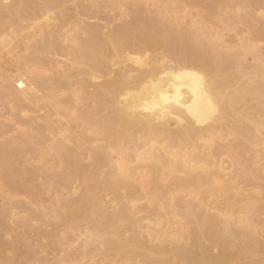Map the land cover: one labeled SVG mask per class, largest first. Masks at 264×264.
Listing matches in <instances>:
<instances>
[{
    "label": "bare ground",
    "instance_id": "1",
    "mask_svg": "<svg viewBox=\"0 0 264 264\" xmlns=\"http://www.w3.org/2000/svg\"><path fill=\"white\" fill-rule=\"evenodd\" d=\"M36 1L37 2H34V0H32V1L31 0H0V17L1 18H5V17L7 18V19L6 18L5 19L10 24L8 29H9L11 35L15 34L14 36H16V33L18 36L20 35V34H18V33H20V31H22L18 27V25L20 26V24H21L20 22H24V24H25V22L33 21L34 22L33 26L37 28L36 33H39L38 34L39 38L37 39V41L34 43H27V46H26V44L24 45V46H26V47H24L25 52H26V54H28L26 57H24V59H25V62H31V63H29L30 66H33V65L36 66L35 64H39V66L42 65L41 63H43V61H44L43 57H46V56H44L46 53L50 54L53 51V49H55V47H56V49L61 48V47H59V45L57 43L54 42V44H53V42H52L53 38L55 39L54 33H56V29L54 30L51 28V30H50V27H49L50 25L48 26V24L46 25L45 23H47V22L49 23L50 21H53L49 18V13L53 12L57 6H58L57 8L59 9V6H60L59 4L63 2V5H64L67 0L66 1L65 0H36ZM68 1H70V0H68ZM71 1H73V0H71ZM84 1H82V4ZM86 1H87V3H89V6L86 2H85L86 5L84 4V5L80 6L81 1L80 2L77 1V2H79L78 3L79 5L76 4L77 2H75V4L73 3L74 6L77 5L75 7V14H77V16L80 14L82 17H84L88 13V11L91 12L93 10H97L100 7L99 6L100 3H97V0H92V1L86 0ZM103 1L104 2L106 1V2L104 3ZM103 1H101V3L103 2V4L101 5V7L103 6V8H100V9H102L103 12L105 10L104 5H106V9H108L114 3L113 2L111 4L110 0H103ZM123 1H124V3L122 2V6H124L126 8V11H127L128 15L130 16V17L128 16V18H131L130 21L128 19L127 23L122 24V22H120L121 23L120 25H118V26L115 25L114 27L110 28L111 24H113V23H111L110 25L105 27V28H107V30H108V28H109V30L111 29L110 31H107L109 33L106 32V34H105L106 30L104 31V33H102L101 30H103L105 23H106V25L108 24L107 22H104V24H103V22L100 21V19H98L99 22H102L101 25L100 24H90V23H87V25H84V24H86L84 22V20H83V22L79 21V23H78V20L82 19V17L79 16V18L81 17V19L73 20V21H75L74 22L75 25L78 23V25H77L78 27H76L74 25L73 26L75 27V29L79 28L78 32L81 33L80 34V33L76 32V34L78 33V35L80 34L79 37L82 36L84 38H78L75 36V38L72 37L73 42H72V38H71V42H69L68 40L66 41V42H69L73 45L75 44L74 46H72L73 51H71V52L69 51L70 57H71V62H69L68 64L69 65L71 64V69L69 66L68 67L70 69L69 71H71V72H69V73H71V76H70V74L67 75V76H70V77H68V79L71 78L70 80H72V79H76L78 77H81L82 80L80 81L79 79H77V81L78 80L80 81L81 88H85V90L87 91L85 93L87 94L89 92L88 87L91 86V83L89 80H92V78L97 79L98 75L101 76L100 78H102V76L103 77L105 76V78H103L105 80V82H103L104 80L101 81V82H103L102 84L104 86L100 85L101 90H100V88H98V89L101 92L103 89H104L103 90L104 92L105 91L107 92L108 98L106 99V101L95 100V97H96V99H98V97L100 96V95L97 96V94H99V93H98V90H96V86H95V92L97 91L96 92L97 94L94 92V90H93L94 88H93L92 89L93 90L92 96H94L93 98L95 100L93 107L96 110L94 108L90 109V107L89 108L87 107L88 108L87 109L86 107H84V108H86L85 109L86 114L89 113L90 111L92 112L93 109H94V112L90 113L91 115L92 114L95 115L97 113L96 115L98 116L99 114L102 113L101 119H100V116L98 117V119H97V117L95 118L96 115L95 116L92 115L93 116V119H92V116L89 117L90 114H87L86 115L87 118H86L85 116L82 115L83 113L81 114V117L82 118L85 117L86 119H89V118L92 119L89 122L88 120L83 118L84 121H86L88 124H90L89 128L92 125H93V127L96 125H99V126H96L95 128H93L94 129L93 131H95V129L97 131V129L102 128L104 133L101 131L102 129H100V131L98 130L99 132H101L99 134H101V135L103 134L102 138L100 137V139H103V137L106 138L107 144L106 143L105 144L106 145L110 144L108 147L109 148L111 147L113 151L116 150L117 153L119 154L118 155L115 153L116 155H118V157L115 160L116 161L115 164L112 162L114 164L112 166H117V168H115V170L119 171L118 173L120 176H118V177H120V179L119 178L115 179V177L117 175L114 176V173H113V175H112V173L111 174L108 173L107 176L105 177V182H100L101 185H97L95 187L88 186L89 184H87V182L91 178L94 177L92 179L93 181L90 180L92 183H94V181H96V180H94L96 176L94 175L93 172H94V170H96L95 167H97V165H98L97 162H96L97 165L95 164L94 169L91 171L89 170L90 172H87V170L85 171V169L81 168L86 172V174H83V173H85L84 171H82V173L81 172L79 173L80 170L77 169L79 175H81L80 177H82V179L80 178L82 181L78 178L79 176L77 177V175H76V180L80 181L81 184H83V185L86 184V186L91 187V188H86L85 186L82 187L83 185L81 186V184L79 186L80 182L75 183L76 181L73 178V177H75L74 176L75 173L73 174V176L69 175V178H70V180H69V178L65 175L67 173L62 172V176L64 174L68 178L67 179L68 182H67L66 177H65V181L68 184H71V183H72V185L76 184L77 189L79 187H82V188L78 189V190L82 189V191H78V190L76 191L77 194H78V192H80L79 195H77V194L71 195L72 194L71 190L74 188V185H73V187H72V185H69L72 189L70 188V191H68V195L71 193L69 195V197L73 196L72 200L74 198H76L75 196H77V198L74 199L76 202L74 204H70L72 202H69V200L67 199L68 200L67 203L64 204V201H66V200H63V204H62L63 208H61L62 210L58 209V210H61V212L57 210V212L60 213L58 217L62 218L63 220L62 219L61 220L63 222H65L64 221L65 216L70 214L68 212L69 209H70V211H72V210L75 211L73 209L74 207L71 209V207H72L71 205L78 206V207H76V209H78V210L84 209V211H81V210H80L81 212L79 211V213L83 212L82 213L83 218H84L83 214H84L85 210H87V212L93 211L92 213H94V210H95V214L97 213V215L100 213L102 216V219L100 220L101 222L98 221L100 223V225H97L98 223L95 224V225H97L96 228L98 226L99 227H98V230L97 229L94 230L96 232L91 233L92 237H90V238H93V239L89 238L90 239L89 243H91V240H94V243L98 242L97 244H99L98 246L100 248H106L107 250L109 248V250H110L112 247L113 251L115 250L114 252H116V254H115V256L113 255V257L107 255L108 251L102 252V253L106 252V255H105V253L102 255H104L107 262L109 260V262H108L109 264H114V263L116 264V262L119 263V261L124 262V264H125V262L127 264H129L127 261H129V260H130V262L133 261V260H131L132 257H135V258L138 257V259L141 260L140 261L141 264H264V244H263L264 241L260 242V240L256 236V234H259V233H255V232H257V231H255L254 226H253V225H256V224H253L255 222H253V221H252L253 223L250 222V220H252L253 216H256V217L258 216L259 218L261 217L260 219L262 220V216H264V207L261 205H263L264 203L263 204L261 203V205H259V202H257L256 200H254L252 198V200L250 199L251 200L250 203L248 201L247 202L248 204L247 205L245 204L246 205L245 207L242 206V208L237 209L238 213H239V210L241 209L240 214L237 215L236 211H234V213H229L233 207V206L230 207L232 205V201H234V198L236 199V197H235L236 193H233L234 195H231L232 192H230V191H232L234 189L229 184L231 181L229 182L227 177L222 175V174H224L223 172L225 170V168H223V170H222L223 164H221V162H220V165H218L219 162L216 163V161H218L219 159L218 160L216 159V161H214L215 155L217 158V154H218V157L220 155L225 154L226 159L227 158L228 159L225 160L223 163L224 164L227 163L229 165H232V167H237L234 165L237 164L239 166L241 164V166H239V167H241V168L243 167L245 169L244 170L242 168V170L245 172L244 175H246L248 173V171L249 172L251 171V168L249 169V167H251L250 165L255 162L254 157L260 161H262L261 159H263V157H264V129L263 130L261 129L263 127L262 124L264 121H262V124L259 123V120L261 121L259 116L264 113V74H263L264 70L261 68L262 71L261 70L260 71L263 72L261 74L259 73L260 71H258V73H259L258 74L257 71H255V70H253L255 72L251 73V70L253 67L251 68V70H250V67H249V69H247L245 67V64H246L245 59L247 58L248 54L249 53L250 54L256 53V50H255L256 48H254L255 43L254 44L252 43L253 45L252 44L249 45L251 42L248 44L247 43L245 44V42H248L249 39L244 38V40L242 39L244 42V43H242V44H244V47H242L243 49L240 46V47H238V51H237V52H239V51H242V52L236 53V51H235V53H231V54H228L229 53L228 52L227 53L228 55L225 56L224 52L222 53L218 47H217L218 49L217 48L216 49L220 50V51L214 50V47L218 46V45H213L214 44L213 42H215V44H216V42H218L216 40L214 41V38L216 37V39H217L218 35L215 36V34L211 31L213 36H214L213 37L210 34L211 32L209 33L208 30H205L206 29L205 27H203V28H205V29H203L201 26H198V25H200L199 24L200 22L198 20H196L195 18L194 19L199 23L196 25L195 28H193L194 24L191 23L193 26L191 25L189 27H192L193 29L191 28L192 30H189L188 28H185L184 26L181 25L180 19L175 18L176 17L175 16L176 14L174 15L175 9H174V12L171 11V14L173 12V16H175V17H172V21L170 20L171 22H173V24H172V23L168 22L169 20L166 17L170 13L171 9H169L168 14L166 12H163V13L167 14L165 16L166 17V19H165V17L162 16L159 13V11L157 12L156 9H155L156 11H154V9H152V11H151L150 10L151 7H150V9L149 8L147 9V7L145 9V8H143V6H140L138 4L140 7L143 8V10H142V8H140L137 5V2H136V4L135 3L132 4V3H129L128 0H127L128 2H125L126 0H123ZM179 1H181V0H179ZM232 1L237 3V4L234 3V6L233 7L231 6L232 7L231 9L232 10H235V9L238 10L239 9V11L237 12V10H235V11L229 10V12L227 11L228 13H225V15L226 14H228V15L225 16L224 14H222V17H224V16L227 17V20H229V22H227V20H226V22L231 23L232 25L234 24L233 26H235V24L237 26V23L239 25L241 22L248 23V24L250 23V25L248 26V27H250V30H249L251 32L250 35L254 34V35H256V41L260 40L259 39L260 34H258L259 35L258 36L255 32L252 33L251 27L254 25V24L252 25V23L260 24V25H263V27H260L259 25H258V27L261 29L263 28L262 30L264 31V20L259 19L260 17H258V16H257L258 17V19H257V17H255V15H254V13L256 14L257 12H258L257 14H259V11L264 12V0H230L231 3H232ZM168 2H171V1H168ZM201 2H203V0ZM225 2H226V0H225ZM138 3H141V1H138ZM180 3L181 2H179V4ZM203 3H205V2H203ZM206 3H208V2H206ZM212 3H215V2L213 1ZM226 4H228V6L233 5V4H230L229 2H226ZM63 5L61 4L60 8ZM109 5H111V6H109ZM204 5L201 8H203ZM213 5H212L213 7H216V4H213ZM236 5H237V7H236ZM74 6H71V7L73 8ZM87 7H88V9H87ZM113 7L114 6H112V8ZM144 7H145V5H144ZM234 7H236V8L233 9ZM57 8H56V10H57ZM168 8H170V7H168ZM204 8H206V7H204ZM228 8H230V7H228ZM165 9L166 8H164V11H165ZM209 9H210V7H207V10H208L207 14L204 13V15L202 14L203 16L201 15V17H202L201 21H203V19L205 20V18H204V17H206L205 14L210 15ZM56 10H55V12L58 11V10L57 11ZM62 10H64V9H62ZM71 10H73V9H71ZM84 11H86V12L84 13ZM126 11H124V12H126ZM211 11L213 12L214 10H212V8H211ZM81 12H83L84 14L82 15ZM98 12H100V11H97V13ZM212 12H211L210 17L208 16L209 19H211V16L213 15ZM241 12H243L244 14L243 13L241 14ZM262 12H261V14H262ZM70 13H72V12H70ZM93 13H94V11L89 13L90 15L88 14L91 17V19L95 17L94 15L96 13L94 15H92ZM142 13H144L143 14L144 16L146 14V16L145 17L142 16L141 15ZM64 14H65V11H64ZM56 15L54 17L57 18L58 16H56ZM88 15H87V17H88L89 21H93L89 18ZM96 15H98V14H96ZM62 17H65V16L63 15ZM71 17H69V18H71ZM126 17H127V15H126ZM215 17H217V16H215ZM222 17L220 16V18H222ZM60 18H61V15H60ZM209 19H208V21H209ZM218 19H219V17H218ZM193 20H191V21H193ZM206 20H207V17H206ZM212 20H214V19L212 18ZM221 20L222 19H220V21L218 20L219 24L223 23L226 27H227V25L228 26L230 25V27H232L231 24H227V23L225 24L224 22H221ZM230 20L232 22H230ZM54 21H56V20H54ZM58 21H59V19L57 20V22ZM177 22H178V24H180L179 26H176L177 24L175 25V23H177ZM204 22L206 23V21H204ZM233 22H235V23H233ZM244 23H241V24L244 25ZM171 24L175 25V26H171ZM89 25H92V26H89ZM98 25L102 29H100L98 27ZM220 25H222V24H220ZM224 25L221 27H225ZM1 26H3V24L2 25L0 24V29H1ZM180 26H182L184 28L182 29V27H180ZM205 26H206V24H205ZM213 26H215V25H213ZM172 27H175V28H172ZM26 28H28V26H26ZM217 28H216V30L214 29L216 34H217V30L220 28V26L218 29ZM21 29H22V27H21ZM184 29H186V30H184ZM211 29H213L212 26H211ZM4 30L6 31V28ZM52 30L55 31L53 33V38L51 36ZM34 31H35V29L33 30V32ZM71 31H73V30H71ZM74 31H76V30H74ZM22 32H24V29ZM259 33H261V32H259ZM7 34H8V32H7ZM4 35H6V34H4ZM38 35H35V36H38ZM210 35L213 37L212 40L210 41V42L213 41L212 42L213 44L208 42ZM262 35L263 34H261V36ZM31 36H32V34L30 35V37ZM65 36H69V35L65 34ZM251 36H253V35H251ZM10 37L11 36H9V34H8V36H6L7 39ZM12 38H14V37L12 36ZM23 38L24 37H22V39ZM28 38H29V36H28ZM64 38H67V37H64ZM76 38H78V40H75ZM254 38H255V36H254ZM79 39H81V40H79ZM3 40H4V38H3ZM30 40H31V38H30ZM205 40H208L207 43H208L209 48L212 47V45H213V47L211 48V49H213V51L206 48L207 43L204 42ZM242 40H240V42H242ZM251 40L253 42L255 41V39L253 40V37H252V39L250 38V41ZM25 41L28 42L27 38H25ZM19 43H20V41H19ZM239 44H241V43H239ZM232 47H230V48L232 49ZM226 48H227V46H226ZM226 48H225L226 51L228 49L230 50V48H227V49ZM221 49H223V48H221ZM232 50H234V49H232ZM54 51L52 53H54ZM69 52H68V54H69ZM54 54H56V52ZM253 54L251 55L252 57L257 55V54H255L253 56ZM261 55L262 54H260V56ZM244 57H246V58L244 59ZM259 58H261V57H259ZM254 59H255V62H257L256 60H260V59H258V56L254 57ZM261 59H263V58H261ZM16 62H17V59H16ZM243 62H245V64ZM261 62H264V60ZM31 64H33V65H31ZM17 65H15V66H17ZM19 65H20V63H19ZM259 65H260V67L263 66L260 63H259ZM39 66L37 65V67H39ZM246 66H247V64H246ZM114 67L118 69L115 71V72H117V74L116 75L113 74L115 76L111 75V77L112 76L113 77L108 78L110 76L109 74L111 72H113L112 68H114ZM245 68H246V72L248 71L249 75H251L250 79H248V75H247L248 73L245 74V75H247V76H245L247 79H243L244 77H242V78L240 77L241 76L240 73H242V71H244L242 73L244 76ZM263 68H264V66H263ZM254 69H256V67ZM256 70H258V69H256ZM87 77H90V78L87 79ZM38 78L39 77H37L35 79H38ZM241 79H243V80L241 81ZM86 80L90 83V86H87L89 83ZM79 81H78V83H79ZM99 81H100V79H99ZM60 82H58V83L60 84ZM35 83H37V81H35ZM53 83H54V81H53ZM64 83H68V82H64ZM99 84H98V86H99ZM55 85H57V84H55ZM56 87H60V85H58ZM65 87L67 88V86H65ZM91 87H94V85H92ZM4 89H6V88H4ZM1 91H3L1 93V95H4L3 93L6 92V91L0 89V92ZM13 91H15V90H13ZM92 92H90V94ZM94 93L96 95H94ZM8 94H9V92H8ZM86 94H85V96H87ZM79 95H80V93H79ZM79 95H78V97H80ZM88 97H84V95L82 94V96L78 99V101L80 100V102H82V101L85 102V101H87L86 99H88ZM91 98L89 97V100ZM66 100L68 101V99H66ZM70 101L72 102V100H70ZM95 104H97V105L94 106ZM82 110H84V109H82ZM80 113L81 112L79 111V114ZM16 116H17V114H16ZM78 116L80 117V115H78ZM94 118H95V120H94ZM257 118H259V119L257 120ZM99 119L102 120L101 126L99 124L100 122L98 123ZM259 124H261V127ZM171 125L174 126L173 127L174 129L173 128L171 129ZM104 130L105 131L107 130L108 133L114 132L113 133L114 139L111 143H109L110 141H107V140H110V138L112 139V137L111 136L107 137V134H105ZM253 131L254 132L256 131L257 133L263 132L262 133L263 137H261V134L260 135H258V134L254 135L256 132L254 133ZM134 133L138 136L137 138H138V144L139 145H137L138 147L135 145H132V147L133 146H135V148L137 147L136 151L138 153H137L136 157H134L135 158L134 161L136 164H135V166L134 165L133 166L136 168H134V167L130 168L129 167L130 165L128 163V159L130 158L129 160L131 161L133 155H132V157H130V156H128L129 154L126 155L125 153H122V152L125 150V148L123 150V147H125L128 143L131 142L132 137L134 138V136H131ZM223 134H226L228 136L234 135V139L236 140L238 138L237 140H239L238 141L239 143H237V144H233L231 142L228 143L227 140H229V139H227L226 140L227 144H225L226 142H223V140L225 141V139L221 138L223 136ZM110 135H112V134H110ZM114 135H116V136L114 137ZM70 137L71 138H69V139H71L73 142L74 139H72V138H75V137L74 136H70ZM79 138H80V136H78V138H76L77 144H78V142L82 141V139H79ZM93 141L95 142V140H93ZM198 141H200V144H197ZM101 142H102V140H101ZM76 143H75V145H76L75 147L77 148L78 146ZM95 143H97V141ZM95 143H93V144H95ZM80 144H81V142H80ZM131 144H137V143H131ZM248 144H250V145L246 147V145H248ZM252 145H254L255 148H257V147L261 148V150H259V152H260V156H263L262 158L258 159V157L256 156L258 154H256V151ZM54 146H55V144H54ZM92 146H95V145H92ZM129 146H126V147H129ZM213 146L216 147L217 149H215ZM251 146H252V148H251ZM57 147H56V152H55L56 156L58 158L60 157L59 162L61 163V161H62L64 164V159L66 157L63 159V158H61L62 156H59L61 153H64V152L58 153L59 150L64 149V146H59L60 149H58ZM82 147L83 146L81 145V147L79 146L78 148H82ZM174 147H176L175 148L176 150L173 149ZM248 147L251 148L252 150L253 149L254 150L252 151L250 149V151H251L250 152ZM72 148H74V147H72ZM76 148H74V149L76 150ZM78 148H77V150H79ZM214 149H215V151H214ZM220 149H223L222 150L223 152L220 151ZM245 149H246V152H243ZM9 150H7V148H5V150L2 149V151L5 152L6 154ZM109 150H111V149H109ZM13 151H14V149H13ZM127 151H129V150L127 149ZM226 151H228L227 152L228 156H226V153H224ZM240 151H241V153L243 152L245 154H240L239 153ZM247 151H249L250 153H248ZM9 152H11V150ZM129 152H127V153H129ZM216 152H217V154H216ZM252 152L254 154H252V156H251L250 154ZM57 153H58V155H57ZM247 153L249 154L250 157H253L256 154L253 157L254 162H252L251 164L249 161L250 160L253 161L252 158H250L248 156L247 159L248 160L250 159L249 161L244 159V158H246L244 155H246ZM12 154H15V152ZM70 155L72 156V154H70ZM242 155L244 158L242 157ZM105 156L108 157V155H105ZM103 157H102V159H103ZM114 157H116V156L114 155ZM69 158H70V156L69 157L67 156V159H69ZM74 158H75V156H74ZM60 159H63V160L60 161ZM107 159H109V158H107ZM223 159H224V157H223ZM70 160L74 161L75 159L70 158L69 160H67V162ZM112 160H114V159H112ZM76 161H74V162L76 163ZM108 161H110V159ZM67 162H65V164ZM98 162H99V160H98ZM132 163H134V162H131V165H132ZM215 163L218 166H220L221 168L217 167V165ZM78 164H76V166ZM210 164H214L216 167L214 168V165H210ZM160 165L162 166L161 168H164L167 173L164 172L165 171L164 169L161 170V168L158 167ZM248 165H249V167H248ZM255 165H254V167H256ZM65 166L62 165V168L63 167L65 168ZM109 166H110V169L113 168V167H111V165H109ZM207 166H209L208 167L209 169H207ZM225 166H227V165H225ZM78 167H80V166H78ZM260 167H261V165H260ZM263 167L259 168L260 170L258 168H257L258 170L257 169L256 170L257 171L262 170L261 172L263 173L264 172ZM210 168H212V169L210 170ZM140 170H141V172L144 171V172H142V173H144L143 175L140 172H138ZM160 170L163 173H165V175L167 177H165L164 174H163L164 176L162 177L161 176L162 172ZM257 171H256V173L258 174ZM110 172H113V171L110 170ZM159 172L161 173V175L159 174ZM90 173H93V175ZM138 173H140V175ZM250 173H248L246 176H247V178H249L248 177V175H249V176H251L250 178H252V179L249 178L250 179L249 180L246 178V180L244 179L245 182H249L252 180H253L252 183L255 182L254 180H256V182H258L257 180H259L261 175L260 174H259L260 176L257 175L254 172V170H253V173H255L254 176H253L252 171ZM39 175H40V173H39ZM137 175H139L140 177ZM151 175L153 176V178L155 177L154 181H153V179H151V177H152ZM174 175L175 176L178 175L176 177V179L174 178L175 177ZM244 175H243V177H244ZM62 176H60V177H62ZM70 176L72 177V180H71ZM133 176H134V178H133ZM156 176H158V178ZM159 176H160L161 180L159 179ZM180 176H182V177H180ZM183 176L186 179H184ZM235 176H237L236 177V179H237L238 175H234L233 177H235ZM240 176H239V179H240ZM255 176H257L256 178H258V179L253 178ZM262 176H263L262 182L259 181L260 187H259L258 183H257V185L260 188L259 189L260 192L264 193V174H262ZM51 177H52V175H51ZM57 177H58V175L56 176V178L54 177L55 182H58L57 180L60 181V178L57 179ZM89 177H90V179H89ZM121 177L125 178L128 181H129V178L130 179L132 178V180H130V183H131V181H133V179H134V181H136V180L138 181L137 178H140L138 184L143 188V189L140 188L141 190H145L144 188H146L145 191H147V189H149V188L151 190L155 189V187H156L155 184L161 186V184L164 183L163 182V180H164L166 182L163 185H166V183H167L168 188L170 190L169 189H168V191L165 189L162 190L163 189L162 188L163 185H162V187H161L162 189L159 191H163L164 192L163 194L165 195L166 199L170 200L167 202L165 201L167 203V209H168V207H169V209L174 207L173 209L176 212L179 210L178 206L180 204H181L180 206L183 205L181 207V209L184 211L182 212V210L180 209L179 213L176 212L177 215L175 217V221L176 222L178 221L177 223L173 222L171 220L170 216L172 214L170 213L171 215L169 216L170 211H168V213H165L168 215H165L162 213L163 218L166 216H167V218L169 217V221H167L168 219L164 220L165 218L164 219L162 218L164 220V222L165 221L167 223L170 222V224H172L171 222H173L174 225L172 224L173 226L171 229H170L171 225L169 226V224H167L169 226V228L167 229V227H168L167 225L161 224V226L163 225V229L165 226L167 229V230L165 229V231H163V230H161L162 227L160 229L159 228L160 226L158 227V224L157 225L155 224L156 228L158 227V229H160L162 231V232H159L160 235H158L155 232L156 231L155 228H154L155 231L153 228L150 229V230H153L152 233H155L157 235L156 236L154 234L156 237L154 235H151L152 233L150 230L147 229L145 231V233L146 232L148 233V231H150L151 234L149 233L148 236L147 235H145V236L148 237L150 240L153 239V241L156 242V245H154L153 244L154 242L152 241L153 245L152 246L150 245L151 247H149L146 244L149 241V239L146 237L144 238L143 236H140V234L137 235L136 233H135L136 236L132 233V235L134 237L132 236L130 239H129V237L131 235L128 236L127 239H120L119 238L121 235L119 236L120 233L118 234V227L123 226V228L122 227H121V229L119 228L120 230H123L124 228L126 229L128 227L127 225L131 226L134 223L137 224V222L139 221V220H137L136 222L134 221V223H133V220H136V217L134 219H133V217H131V211L133 214V209L132 210L130 209V206H128L129 203L127 201H124V204H123V200L126 198V196L133 194L132 193L133 187L132 188L127 187L128 184L126 185V181L125 182H124V180H123V182L120 181L122 179ZM22 178H24V177H22ZM165 178H167V179H165ZM177 178H179V179H177ZM180 178L181 179L183 178L182 182H180L181 181ZM54 179L52 178L51 180H54ZM85 179L87 180L86 183L84 182ZM157 179L159 180V183L162 181L161 184H159L158 181H156ZM229 179L232 180V178H229ZM236 179H233V183L238 180V179L237 180ZM241 179L243 180L242 176H241ZM173 180H174V182H173ZM176 180H180V181L178 182ZM65 181H62V182L60 181L58 183H61L62 186L65 185L67 187L68 184ZM70 181H71V183H70ZM137 181H136V183H137ZM51 182H53V181H51ZM51 182H49V183H51ZM18 183L20 184L21 182L19 181ZM96 183H97V181H96ZM96 183H94V184H96ZM124 183H125V185H124ZM168 183L171 184L172 187H174V186L179 187V185H180V187L186 186V188L185 187L180 188L182 191H180L178 194V195H181V194L186 195L188 193V195L184 196L185 198H188L189 196H190L189 198H191L192 195H193V197L195 195L196 200H198V197H204L201 199H205L206 191H207V194L209 193L210 196H212V198L206 195L205 201L206 200H209V201H207L206 204H203V203H205L203 201L201 205H198V202L195 201V199L193 197L192 198L194 200H192V198L191 199H189V198L184 199L187 201L190 200V202H184L183 198H181L182 199L181 200L180 197H183V196H179V197H177L178 199L176 198V200H175L174 195L169 192L172 190L169 187L170 185ZM202 183L205 185H202ZM241 183H243L242 185H243L244 189L247 186L250 187L248 183H246L247 186L245 185L244 182H241ZM19 184H17V181H16L17 187L14 184H11L10 186L14 185L15 188L18 189ZM98 184H99V182H98ZM177 184H179V185H177ZM198 184H200V185H198ZM239 184H237L238 187H239ZM261 184H262V186H261ZM47 185H48V183H47ZM47 185H46V187H47ZM120 185H121V189L119 188ZM122 185L125 186V188L127 189V192L131 191L130 193H128L129 195L126 194L127 192L126 193L124 192L126 190L124 188H122V187H124ZM151 185H153L154 188ZM167 185L165 186V188L167 187ZM20 186L21 185H19V187ZM65 186H63V188ZM69 186L67 188H69ZM193 186H194V188H193ZM195 186H197V187H195ZM42 187H43V185H42ZM190 187H192V188H190ZM204 187H205V189H204ZM236 187L237 186H235V192H236ZM38 188L40 189V190H38V192L43 191L40 187H38ZM157 188H158V186L156 187V190H153L154 193L158 192ZM241 188H242V186H241ZM17 189H16V191H17ZM45 189L47 190V188H45ZM45 189H44L43 193L46 191ZM117 189H120V191ZM130 189H132V190H130ZM177 189L179 190V188H177ZM177 189L175 188L174 191H177ZM183 189L184 190L186 189V192L185 191L183 192ZM195 189H196V191H195ZM201 189H203L205 191H203ZM67 190H66V193H67ZM95 190L100 191L101 194L100 193L99 194L101 196ZM104 190L105 191L109 190L110 194H112L114 192L112 195H113V197H115V199L111 196H108V197H111L115 203H116V201H118L121 204L120 205L118 202L116 203V204H118L117 209H116V207H114L116 210L114 208H112L109 211L108 208L104 207L102 205V202H100V200L101 201L103 200V196L105 194L109 193V192H105ZM111 190H112V193H111ZM115 190H117V191H115ZM134 190H135V192L137 191L136 189H134ZM151 190H148V191H151ZM197 190H199V191L201 190V191L197 192ZM21 191H22V189H21ZM145 191H144V193H145ZM148 191H147V193H148ZM155 191H157V192H155ZM174 191H172V193ZM95 192L97 193L96 195L100 196V198H101L100 200H99V198L97 199L98 196L95 198ZM102 192H105V194H103ZM118 192H119V194L121 192V194H120V196L122 195L121 197L126 195V196H124L125 198L122 199V202L120 199L121 197H118L119 194H118V196L116 195V193H118ZM201 192L202 193L205 192V193L202 194ZM161 193L162 192H160L159 195H157V196L155 195V196L158 197V196H160ZM166 193L168 194V196L171 194L169 196V199H168V196H166ZM184 193H186V194H184ZM110 194H108V195H110ZM163 194L161 197H159L161 200H162V197L165 198ZM189 194H192V195H189ZM134 195H136V194H133V196ZM171 196L173 197L174 200L172 198H170ZM175 196H176V194H175ZM216 196H218L219 198H220V196H222V197L225 196L224 198H222V197L220 198L222 201L225 200V198L227 197L226 200L228 201V203L225 204L226 206H228V204L230 205V202H231V205L228 206V209H227L228 212H227V210L226 211L222 210L223 209L222 207L219 209L217 208L219 211L217 209H215L216 208L215 207L214 209L217 211H215L213 209L214 213H216L214 215L210 214V211H213L212 207H211L210 211L209 210L207 211V207L209 208V206H212V204L214 206L215 200L219 199V198H216ZM116 197H118V199ZM106 198H107V196H106ZM106 198L104 200H106ZM129 198L131 199L132 197L129 196ZM140 199H141V197H140ZM201 199H199L200 203L202 201ZM220 199L218 201H220ZM125 200H127V199H125ZM155 200H157V199L155 198ZM129 201H131V200H129ZM152 201H154V199ZM158 201H160V200L158 199ZM210 201H212L213 203ZM227 201H224V202H227ZM262 201H264V199ZM114 202L112 203V205H114ZM125 203L127 205H125ZM150 203L151 202H149L148 204H150ZM235 203H236V201H235ZM156 204H158V205H156ZM156 204H155L156 206L161 205L159 202L157 203V201H156ZM152 205L153 204L151 203L150 206H152ZM164 205H165V203L163 202V208L166 207ZM233 205H234V203H233ZM60 206H61V204H60ZM79 206H81V208ZM114 206H116V205H114ZM82 207H83V209H82ZM111 207H113V206H111ZM131 207H132V205H131ZM225 207H224V209H225ZM154 208L152 210H150V212L153 210H156ZM156 208H158V207H156ZM159 208H160V206H159ZM25 209H27V208H25ZM113 209H114V211H112ZM161 209H162V207H161ZM173 209H172V211H174ZM134 211L136 212L135 209H134ZM158 211L156 213H158ZM161 211H163V210H161ZM147 212L150 213L149 211H147ZM165 212H167V211H165ZM208 212L210 215L208 214ZM67 213H69V214H67ZM143 213H141V214H143ZM160 213L161 212L158 213V216ZM174 213H173V219H174V215H175ZM95 214H92V215L94 216ZM231 214H232V216H233V214H236L238 216V217L237 216L235 217L236 218L235 221L233 220L234 216L232 217ZM78 215H79V217L81 216V214H78ZM143 215L145 218V214H143ZM154 215H156V214H154ZM249 215H250V217H249ZM4 216H5V213H4ZM28 216H29V214H28ZM88 216L86 217L87 220L83 219L82 217H80V218H82L81 220H83V221L85 220V221L89 222V219L91 217H89V219H88ZM146 216L148 217L150 215H146ZM158 216H156L157 217L156 219H158ZM58 217H57V219H58ZM160 217H162V216H160ZM34 218H35V216L33 217V219ZM37 218H39V217H37ZM76 218H78V216ZM144 218H142V219H144ZM176 218L177 219L179 218V220H176ZM0 219H1V216H0ZM27 219H28V217H27ZM121 219L124 221L126 220L127 222L121 221ZM138 219H141V217H138ZM254 219H255V217H254ZM260 219H258V222H257V218H256V222L258 225H259V223L263 224V222H261V221L259 222ZM58 220H60V219H58ZM158 220L160 221V219H158ZM163 220H162V222H163ZM231 220H233V222ZM3 221H4V217L2 219V222ZM24 221L26 222L27 220L25 219ZM37 221H39V220H37ZM37 221H35L36 224L38 223ZM90 221H91V219H90ZM79 222H80V219H79ZM92 222H93V217H92ZM129 222H131V224H129ZM28 223L26 222V225ZM30 223H29V225H30ZM118 223H120V225ZM124 223H126V224L128 223V224L126 225ZM21 224L23 225L24 222H22ZM136 224L134 225V227L138 225V224L137 225ZM152 224L153 223H151L150 226H152ZM159 224H160V222H159ZM14 225H15V223H14ZM131 227H133V226H131ZM256 227H258V226H256ZM27 228H29V227H27ZM30 230H31V228H30ZM127 230H128V228H127ZM130 230H132V229H129V231ZM142 235H143V233H142ZM141 237H143L144 240L145 239L146 240L144 241ZM147 239H148V241H147ZM260 239H261V237H260ZM24 240H25V238H24ZM18 242H22L21 239H20V241H18V239H17V243ZM149 242H151V241H149ZM93 244H91V245L94 246ZM14 245H16V244H14ZM14 245H13L14 248H12V246H11L12 249L16 248ZM91 248H92L93 253H94V249H96L97 247H95V248L91 247ZM16 250H18V249H16ZM100 253H101V251H100ZM96 254H97V252H96ZM103 259L104 258H102V260ZM134 261H136V260H134ZM133 264H135V262H133Z\"/></svg>",
    "mask_w": 264,
    "mask_h": 264
},
{
    "label": "rangeland",
    "instance_id": "2",
    "mask_svg": "<svg viewBox=\"0 0 264 264\" xmlns=\"http://www.w3.org/2000/svg\"><path fill=\"white\" fill-rule=\"evenodd\" d=\"M32 1V0H31ZM66 1V0H65ZM64 1V2H65ZM71 1V0H70ZM66 1V3L63 5V2L62 3H60L59 5L61 6V4L63 5L61 8H60V6H59V9L57 8V10H56V8H55V10L57 11V12H55V10L53 11V12H50L49 13V18L51 19V20H53V21H50L49 19V23L47 22V23H45L46 25L48 24V26L50 27V30H51V28L52 29H56V33H54L55 31L54 30H52L51 31V36H52V38H53V33H54V36H55V39L53 38V44H54V42L55 43H57L58 45H59V47H61V48H58V49H56V47H55V49H53V51H54V53L56 52V54H54V53H52L51 51V53L50 54H48V53H46L44 56H46V57H43V59H44V61H43V63H41L42 65H40L39 66V64H35L36 66H34L33 64H31V65H33V66H30V64L29 63H31V62H25V59H24V57H26L28 54H26V52H25V48L24 47H26L27 46V43H34V42H36L37 41V39L39 38V33H36L37 31V28L36 27H34L33 26V21H31V22H25V24H24V22H20L21 24H20V26L18 25V27L20 28V30H22L23 31V29H24V32H22V31H20V33H18V34H20L19 36L17 35V33H16V36H14L15 34H10V31H9V26H10V24H9V22H7L6 21V19L5 18H1L0 17V24L2 25L3 24V26H1V29H0V89L1 90H4V91H6V92H4L3 94L4 95H1V93L3 92V91H1L0 92V216H1V219H0V264H109L108 262H109V260H108V262H107V260H106V258L104 257V255H102V254H104L105 253V255H106V252H107V255H109V256H112L113 257V255L115 256V254H116V252H114L113 251V249H112V247H111V249L109 250V248H108V250L106 249V248H100L98 245L99 244H97L96 242L94 243V240H91V243H89L90 242V239H93V238H90V237H92L91 236V233H94V232H96V231H94V230H98V227L96 228V226L97 225H100V223L99 222H101L100 220L102 219V216H101V214L99 213L98 215L100 216H98L97 215V213L95 214V210H94V213H92L93 211H89V212H87V210H85V212H84V214H83V216H84V218L82 217V213H79V211L81 210H78V209H76V207H78V206H76V205H71L72 207H71V209L73 208L75 211H70V209H69V213H67V214H69V215H66L65 216V218H64V221L65 222H63L62 220V218H60V217H58L59 216V212H57V210L58 209H61V208H63L62 207V204H63V200H66V201H64V204L65 203H67V201L69 200V202H72V203H70V204H74L76 201L74 200V199H76L77 198V196H75L76 198H74L73 200H72V198H73V196L71 197H69V195L71 194H69L68 195V191H70V186L69 185H72V183H71V181H70V183L71 184H68L67 182H68V178H69V175H71V176H73V174H74V176L75 177H73L74 179H75V183H77V182H80V181H77L76 180V175H77V177L80 179H82V177H80L81 175H79V173L81 172L82 173V171H84L83 169H85V171L87 170V172H90L91 170H93L94 169V166H95V164H96V162H97V167H95V169L96 170H94V175L96 176L95 177V179L94 180H96L97 181V183H96V181H94V183H96V184H94V183H92L91 181H93L92 179L94 178H91L90 179V177H89V179L91 180H89L88 178V180L90 181H88L87 182V184H89L88 186H93V187H95V186H97V185H101L100 184V182H105V177L107 176V174L109 173V174H111L112 173V175H113V173H114V176H116L115 177V179L117 178H119L120 179V177H118V176H120L119 175V171L117 170H115V168H117V166H112V165H114L115 163H116V159H117V157H118V153H117V151L116 150H112V148L110 147H108L109 145H106L107 143H106V138H104L103 137V139H100V137L102 138V135L101 134H99V133H101V132H99L100 131V129H102V128H100V129H97V131H96V129H95V131H93L94 129L93 128H95L96 126H99V125H96V126H94L93 127V125L89 128V125L90 124H88L86 121H84V119H86L87 117H86V115L87 114H90V113H92V112H94V107H93V104L95 103V100H101V101H106V99L108 98V95H107V92L105 91H103L102 90V92L100 91L101 90V86L100 85H103L102 83L103 82H105V80L103 79V78H105V76L103 77L102 76V78H100L101 76H97L98 78L97 79H93L92 78V80H89L90 81V83H91V86L92 85H94V87H91L90 86V83L87 85V86H90V87H88V93L86 94L85 92H87L86 90H85V88H81V86H80V81L82 80V78L81 77H78V78H76V79H72V80H70V79H68V77H70L71 76V73H69V72H71V71H69L70 69H71V64L69 65L68 63L69 62H71V57H70V52L71 51H73L72 50V46H74L73 44H71V43H69V42H71V38L73 37V38H75V36L76 37H78V38H84V37H79V35L81 34L80 32H78V29L79 28H76L75 29V27L74 26H76V27H78L77 25H78V23H79V21H81V22H83V20H84V22L86 23V24H84V25H87V23H90V24H102V22H103V24H104V22H107L108 24L106 25V23L104 24V27H103V30H101L102 31V33H104V31H105V34H106V32L107 31H110L109 30V28H108V30H107V28H105V27H107L108 25H110L111 23H113V24H111V27L110 28H112V27H114L115 25H120L121 23L120 22H122V24H124V23H127L128 22V19H129V21H130V19L131 18H128V13H127V11H126V8L124 7V6H122V2L124 3V1L122 0H110V2H111V4L113 3V5L112 6H114L113 8H112V6L111 5H109V6H111V7H109L108 9H106V5H104L105 7V10H104V12L102 11V9H100V8H103V6L101 7V5L103 4V0H97V3H100L99 4V8L97 9V10H93L94 11V13L92 14V15H94L95 13L96 14H98V15H94L95 17L94 18H92L91 19V17L89 16L90 14L89 13H91V12H93V11H91V12H89L88 11V13L86 14V16H84V17H82L80 14L77 16V14H75V7L77 6H74V4H75V2H77V1H81L80 3H81V5L80 6H82V5H86V3H87V1L85 0H73V1ZM82 1H84L83 2V4H82ZM92 1V0H91ZM99 1V2H98ZM101 1H103L102 3H101ZM129 1V3H132V4H136V2H137V5L139 4L140 6H143V8H145L146 9V7H147V9L149 8L150 9V7H151V11H152V9H154V11H156L157 10V12L159 11V13L162 15V16H166L168 13H169V9H171L170 10V13L166 16L167 18H168V22H170V23H172L173 24V22H171L172 21V17H175V18H177V19H180V21H181V25L182 26H184L185 28H188L189 30H192L193 28H195L196 27V25L199 23L200 25H198V26H201L202 28L203 27H205V28H203V29H205V30H208V32L210 33L211 31L215 34V36H217L218 35V38L216 39V37L214 38V41L216 40V41H218V42H216V44H215V42H210L211 40H212V38L214 37L213 36V34H212V32L210 33L211 35H210V38L208 39V40H205L204 42L205 43H207V41L209 42V43H211V44H213V45H218V46H216V47H214V50H217L218 48L221 50V52L223 53L224 52V55L226 56V55H228V54H231V53H235V51H236V53H239V52H242V51H239V52H237L238 51V47H240L241 46V48L242 47H244V44H242V43H244L243 42V40H244V38H248L249 39V41L248 42H245V44L247 43H250L249 45H251L252 43L254 44V48H256L255 50H256V53L255 54H257L256 56H254L255 54H253V53H249L248 54V56H247V58L246 57H244V59H245V62H246V64H247V66H246V64H245V62H243L244 64H245V67L247 68V69H249V67H250V70H251V68H252V70H251V73L252 72H255V71H257V73H258V71H262V69L264 70V68H263V66H264V62H261V61H263L264 60V31L261 29V28H259L258 27V25L260 26V27H263V25H260V24H256V23H252V25L254 26H252L251 27V31H252V33L253 32H255L257 35L258 34H260V37H259V39L260 40H257L256 41V35H254V34H251V35H253V36H251L250 35V27H248L249 25H250V23L248 24V23H244V22H241V23H244V25H242L240 22V24L238 25V23H237V26H236V24H235V26H233L231 23H227V22H229V20H227V17H225V16H227L228 14H226L225 15V13H228L229 12V10H231V11H235V10H237V9H235L236 7H237V5H236V7H234L233 9H235V10H232L231 8L234 6V3L235 2H233L232 1V3L230 2V0H226V2H229L230 4H233V5H230V6H228V4H226V2H225V0H203V2H205V3H203V2H201L202 0H181V1H179V0H128ZM127 0L125 1V2H128ZM138 1H141V3H138ZM168 1H171V2H168ZM215 2V3H212V2ZM34 2H37L36 0H34ZM79 2H77L76 4H78ZM86 2V3H85ZM106 2V1H105ZM104 2V3H105ZM179 2H181L180 4H179ZM206 2H208V3H206ZM74 3V4H73ZM96 3V4H97ZM88 4V6H89V3H87ZM205 4V5H204ZM213 4H216V7H213L214 5ZM235 4H237V3H235ZM79 5V4H78ZM138 5V6H139ZM144 5H145V7H144ZM168 5V6H167ZM204 5V7H206V8H201L202 6ZM208 5V6H207ZM212 7H211V6ZM228 7H230V8H228ZM71 6H74L73 8L71 7ZM116 6V7H115ZM122 6V7H121ZM139 6V7H140ZM232 6V7H231ZM86 7V6H85ZM124 7V8H123ZM168 7H170V8H168ZM172 7V8H171ZM174 7V8H173ZM207 7H210V9H209V11H210V15H211V8H212V10H214L213 12L215 13H213L212 12V16H211V19H209L208 18V16L210 17V15H206L207 14ZM73 9V10H71V9ZM111 8V9H110ZM140 8H142V7H140ZM143 8H142V10H143ZM164 8H166L165 9V11H164ZM201 8V9H200ZM61 9V10H60ZM62 9H64V10H62ZM66 9V10H65ZM87 9H88V7H87ZM100 9V10H99ZM144 9V10H145ZM156 9V10H155ZM173 9V10H172ZM174 9H175V12H174ZM69 10V11H68ZM201 10V11H200ZM248 10V9H247ZM60 11V12H59ZM64 11H65V14H64ZM97 11H100V12H98L97 13ZM124 11H126V12H124ZM171 11H173L174 12V15L175 16H173V12H172V14H171ZM177 11V12H176ZM228 11V12H227ZM230 11V12H231ZM239 11V9L237 10V12ZM246 11V10H245ZM63 12V13H62ZM70 12H72V13H70ZM86 11H84V13H85ZM163 12H166V13H163ZM203 12V13H202ZM244 12V11H243ZM243 12H241V14L243 13ZM262 12V11H261ZM261 12L259 11V14H255L254 13V15H255V17H260L259 19H262V20H264V16L261 14ZM70 13V14H69ZM79 13V12H78ZM83 12H81V14L83 15L84 14ZM204 13H206L205 14V16L207 17V20H206V17H204L205 18V20L203 19V21H201V15L203 14L204 15ZM262 13H264V12H262ZM57 14V15H56ZM61 15V18H60V15ZM72 14V15H71ZM89 14V15H88ZM144 13H142L141 15L142 16H144L143 15ZM165 14V15H164ZM200 14V15H199ZM222 14H224L225 16V18L224 17H222ZM244 14V13H243ZM51 15V16H50ZM58 16L57 18L56 17H54V16ZM65 16V17H62V16ZM69 15V16H68ZM87 15L89 16V18L91 19V20H93V21H89V19H88V17H87ZM126 15H127V17H126ZM172 15V16H171ZM199 15V16H198ZM202 15V16H203ZM262 15V16H261ZM72 16V17H71ZM76 16V17H75ZM79 16H81L82 17V19H81V17L79 18ZM121 16V17H120ZM145 16H146V14H145ZM144 16V17H145ZM179 16V17H178ZM215 16H217V17H215ZM220 16L222 17V18H220ZM4 17V16H3ZM53 17V18H52ZM69 17H71V18H69ZM98 17V18H97ZM130 17V16H129ZM166 17H165V19H166ZM218 17H219V19H218ZM258 17H257V19H258ZM262 17V18H261ZM77 18V19H76ZM195 18L196 20H198L199 22H197L195 19L193 20V19ZM198 18V19H197ZM212 18L214 19V20H212ZM225 20H224V19ZM3 19V20H2ZM59 19V21L57 22V20ZM62 19V20H61ZM71 19V20H70ZM78 19H81V20H78ZM98 19H100V21H102V22H99V20ZM182 19V20H181ZM208 19H209V21H208ZM220 19H222L221 20V22H224L225 24L227 23V24H231V26L232 27H230V25L228 26L227 25V27L223 24V23H220V24H222V25H220L218 22L220 21ZM5 20V21H4ZM54 20H56V21H54ZM73 20H78V23L75 25V21H73ZM88 20V21H87ZM171 20V21H170ZM191 20H193V21H191ZM219 20V21H218ZM226 20H227V22H226ZM72 21V22H71ZM97 21V22H96ZM112 21V22H111ZM167 21V20H166ZM179 21V20H178ZM191 21V22H190ZM204 21H206V23L204 22ZM70 22V23H69ZM94 22V23H93ZM184 22V23H183ZM196 22V23H195ZM230 22H232L231 20H230ZM62 23V24H61ZM74 23V24H73ZM180 23V22H179ZM194 24V26L192 25V24ZM233 23H235V22H233ZM171 24V26H175L176 24V26H179L180 24H178V22L177 23H175V25H172ZM202 24V25H201ZM205 24H206V26H205ZM247 24V25H246ZM23 25V26H22ZM52 25V26H51ZM74 25V26H73ZM106 25V26H105ZM169 25V24H168ZM193 26V28L192 27H189V26ZM204 25V26H203ZM213 25H215V26H213ZM225 26V27H221V26ZM257 25V26H256ZM26 26H28V28H26ZM63 26V27H62ZM89 26H92V25H89ZM182 26H180V27H182ZM211 26H212V28L213 29H211ZM219 26H220V28H219ZM21 27H22V29H21ZM54 27V28H53ZM98 27H99V25H98ZM184 27H182V29L184 28ZM219 29H218V28ZM248 27V28H247ZM6 28V31L8 32V34H9V36H11L10 38H6V36H8V34H7V32L4 30V29ZM59 28V29H58ZM100 29H102L101 27H99ZM172 28H175V27H172ZM192 28V29H191ZM216 28L218 29L217 30V34H216V32H215V30H216ZM225 28V29H224ZM26 29V30H25ZM35 29V33L33 32V30ZM215 29V30H214ZM31 32H30V31ZM71 30H73V31H71ZM74 30H76V31H74ZM81 30V29H80ZM184 30H186V29H184ZM210 30V31H209ZM214 30V31H213ZM2 31V32H1ZM5 31V32H4ZM263 31V32H262ZM4 32V33H3ZM67 32V33H66ZM69 32V33H68ZM76 32H78V33H80L79 35H78V33L76 34ZM82 32V31H81ZM220 32V33H219ZM259 32H261V33H259ZM32 34V36L30 37V35ZM64 33V34H63ZM76 35H75V34ZM107 33H109V32H107ZM219 33V34H218ZM4 34H6V35H4ZM34 34V35H33ZM65 34H68L69 36H65ZM83 34V33H82ZM261 34H263L262 36H261ZM4 35V36H3ZM35 35H38V36H35ZM12 36L14 37V38H12ZM28 36H29V38H28ZM35 36V37H34ZM254 36H255V38H254ZM259 36V35H258ZM22 37H24L23 39H22ZM64 37H67V38H64ZM69 37V38H68ZM252 37H253V40L255 39V41L253 42L252 40L250 41V38L252 39ZM3 38H4V40H3ZM6 38V39H5ZM20 38V39H19ZM25 38H27V40H28V42L27 41H25ZM30 38H31V40H30ZM73 38H72V42H73ZM78 38H76L75 40H78ZM10 39V40H9ZM34 39V40H33ZM243 39V40H242ZM258 39V38H257ZM33 40V41H32ZM62 42H61V41ZM69 41V42H66V41ZM79 40H81V39H79ZM227 40V41H226ZM240 40H242V42H240ZM19 41H20V43H19ZM246 41V40H245ZM230 42V43H229ZM22 43V44H21ZM239 43H241V44H239ZM26 44V46H24ZM222 44V45H221ZM225 44V45H224ZM252 44V45H253ZM56 45V44H55ZM57 45V46H58ZM213 45H212V47H213ZM71 46V47H70ZM206 46V45H205ZM207 46H208V43H207ZM206 46V48L207 49H210V50H212L213 51V49H211L212 47H210L209 48V46L207 47ZM211 46V45H210ZM222 46V47H221ZM226 46H227V48H230V47H232V49H234V50H232L231 48H230V50L228 49L227 51L225 50V48H226ZM218 47V48H217ZM225 47V48H224ZM74 48V47H73ZM217 48V49H216ZM221 48H223V49H221ZM226 48V49H227ZM60 49V50H59ZM236 49V50H235ZM243 49V48H242ZM261 49V50H260ZM220 50H217V51H220ZM223 50V51H222ZM226 52H225V51ZM232 50V51H231ZM70 51V52H69ZM260 51V52H259ZM68 52H69V54H68ZM229 52V53H228ZM228 53V54H227ZM262 54L261 56H260V54ZM72 54V53H71ZM253 54V56L254 57H257L258 56V59H260V60H256L257 62H255V59H254V57H252L251 55ZM259 54V55H258ZM250 55V56H249ZM21 57V58H20ZM70 57V58H69ZM259 57H261V58H263V59H261V58H259ZM16 59H17V62H16ZM24 59V60H23ZM257 59V58H256ZM27 61V60H26ZM244 61V60H243ZM42 62V61H41ZM19 63H20V65H19ZM28 63V64H27ZM33 63V62H32ZM259 63L260 64H262L263 66L262 67H260V65H259ZM19 66H18V65ZM15 65H17V66H15ZM37 65L39 66V67H37ZM249 65V66H248ZM70 67V69H69V67ZM256 67V69H258V70H256V69H254ZM246 68H245V73H244V76H243V72L244 71H242V73H240V77L242 78V77H244L243 79H247L245 76H247L248 75V79H250V76L251 75H249V73H248V71L246 72ZM262 68V69H261ZM115 69V70H114ZM112 70H113V72H111L107 77L108 78H112L113 76H115L116 74H117V72H115L116 70H118L117 68H112ZM111 70V71H112ZM253 70H255V71H253ZM259 72L260 74L261 73H263V72ZM250 72V71H249ZM248 73V74H247ZM258 73V74H259ZM70 74V76H67V75H69ZM113 74H115V75H113ZM245 74H247V75H245ZM264 74V73H263ZM111 75H113L112 77H111ZM37 77H39L38 79H35V78H37ZM106 77V78H107ZM90 77H87V79H89ZM41 79V80H40ZM53 79V80H52ZM58 79V80H57ZM66 79V80H65ZM77 79H79L78 81H79V83H78V81H77ZM99 79H100V81H99ZM243 79H241V81L243 80ZM57 80V81H56ZM74 80V81H73ZM104 80V81H103ZM35 81H37V83H35ZM53 81H54V83L55 84H57V85H55L54 83H53ZM61 81V82H60ZM70 81V82H69ZM74 83H73V82ZM101 81H103V82H101ZM57 82V83H56ZM58 82H60V84L58 83ZM64 82H68V83H64ZM86 82V83H87ZM93 82V83H92ZM101 82V83H100ZM245 82V81H244ZM62 83V84H61ZM73 83V84H72ZM97 83V84H96ZM100 83V84H99ZM21 84H23L24 86L23 87H21ZM39 84V85H38ZM66 84V85H65ZM98 84H99V86H98ZM3 85V86H2ZM55 85V86H54ZM58 85H60V87H56V86H58ZM69 85V86H68ZM82 85V84H81ZM65 86H67V88L65 87ZM95 86H96V90H98V93L99 94H97L96 92H95ZM104 86V85H103ZM56 87V88H55ZM83 87V86H82ZM4 88H6V89H4ZM58 88V89H57ZM80 88V89H79ZM94 88V89H93ZM98 88H100V90L98 89ZM55 89V90H54ZM94 90V92L97 94V96L98 95H100L99 97H98V99H96V97H95V100H94V96H92V94H93V90ZM13 90H15V91H13ZM80 91V92H79ZM8 92H9V94H8ZM90 92H92L91 94H90ZM13 93V94H12ZM79 93H80V95H79ZM94 93V95H96ZM6 94V95H5ZM82 94L84 95V97H92L90 100H89V97H88V99H86L87 101H82V102H80V100L78 101V99L82 96ZM85 94L87 95V96H85ZM78 95L80 96V97H78ZM78 97V98H77ZM66 99H68V101L66 100ZM93 99V100H92ZM70 100H72V102L70 101ZM82 100V99H81ZM70 101V102H69ZM69 102V103H68ZM87 102V103H86ZM55 103V104H54ZM97 103V102H96ZM54 104V105H53ZM97 104H95L94 106H96ZM22 109H20V108ZM84 107H90V109L91 108H94L93 109V111L91 112L90 110V112L89 113H87L86 114V111H85V109L86 108H84ZM51 108V109H50ZM87 108V109H88ZM19 109V110H18ZM82 109H84V110H82ZM96 110V109H95ZM79 111L81 112L80 114H79ZM85 111V112H84ZM18 112V113H17ZM20 113V114H19ZM83 113V114H82ZM85 113V114H84ZM16 114H17V116H16ZM81 114L83 115V116H85V117H81ZM97 114V113H96ZM95 114V115H96ZM19 115V116H18ZM78 115H80V117L78 116ZM92 115H94V114H92ZM91 114L89 115V117H91L92 116ZM94 115V116H95ZM101 115H102V113L101 114H99L98 116L96 115L95 116V118L97 117V119H98V117L100 116V119H101ZM264 113L263 114H261L260 116H259V118L261 119V121L259 120V123H261L262 124V121H264ZM95 118H94V120H95ZM259 118H257V120L259 119ZM92 119H93V116H92ZM92 119H86V120H88L89 122L92 120ZM96 119V120H97ZM99 119V121H98V123L100 124V126H101V121L102 120H100ZM97 122V121H96ZM95 122V123H96ZM30 123V124H29ZM88 125H87V124ZM94 123V122H93ZM97 123V124H98ZM92 124V123H91ZM261 124H259L260 125V127H261ZM263 124H264V122H263ZM262 124V126L264 127V125ZM173 125V124H172ZM171 125V129L174 127V126H172ZM87 127V128H86ZM261 128L262 130L264 129V128ZM252 128V127H251ZM92 129V130H91ZM174 129V128H173ZM92 132H91V131ZM99 130V131H98ZM102 132H103V129L101 130ZM105 131V130H104ZM115 131V130H114ZM89 132V133H88ZM100 135H98L97 133ZM112 132V131H111ZM116 132V131H115ZM254 132V131H253ZM256 132V131H255ZM254 132V133H255ZM96 133V134H95ZM104 133V132H103ZM113 133L114 132H112V133H108V131L106 130L105 131V134H107V137H109V136H111L112 137V139L110 138V140H107V141H110L109 143H111L112 141H113ZM117 133V132H116ZM115 133V134H116ZM263 133V132H262ZM262 133H255L254 135H256V134H258V135H260L261 134V137H263L262 135ZM110 134H112V135H110ZM135 134V133H134ZM132 134L131 136H134V138L132 137V139H131V142L130 143H128L126 146H129L131 143H137V144H131L129 147H123V150H124V148H125V150L122 152V153H125L126 155L127 154H129L128 156H130V157H132V155H133V157H132V159H131V161L128 159V163H129V167L131 168V167H134L135 166V158L134 157H136V155H137V145H139L138 144V136L135 134ZM117 135V134H116ZM116 135H114V137L116 136ZM70 136H74L75 138H72V139H74L73 140V142H72V140L71 139H69V138H71ZM78 136H80V138L79 139H82V141H80L81 142V144H80V142H78V144L76 143V138H78ZM224 136V137H223ZM223 136L221 137V138H223V139H225V141L223 140V142H226V140L227 139H229V140H227V142L229 143V142H231V143H233V144H237V143H239L238 141L239 140H235L234 139V135H232V136H228V135H226V134H223ZM229 137V138H228ZM260 137V136H259ZM85 138V139H84ZM137 138V139H136ZM109 139V138H108ZM90 140V141H89ZM93 140H95V142L97 141V143H95ZM101 140H102V142H101ZM133 140V141H132ZM136 140V141H135ZM233 140V141H232ZM61 141V142H60ZM236 141V142H235ZM99 142V143H98ZM227 142L225 143V144H227ZM75 143L77 144V146L79 147H81V145L83 146L82 148H78L79 150H77V148L75 147L76 145H75ZM93 143H95V144H93ZM106 143V144H105ZM197 143V142H196ZM195 143V144H196ZM230 143V144H231ZM54 144H55V146H54ZM62 144V145H61ZM85 144V145H84ZM197 144H200V141H198V143ZM222 144V143H221ZM92 145H95V146H92ZM132 145H135V146H137L136 148H135V146H133L132 147ZM250 144H248V145H246V147L247 146H249ZM58 146V147H57ZM59 146H64V149L62 150H59V152L58 153H60V152H64V153H61L59 156H62L61 158H65L64 159V164H63V162L61 161V160H63V159H60V161H61V163L59 162V158L56 156V147L58 148V149H60L59 148ZM66 146V147H65ZM224 146V145H223ZM253 146V148L255 149V151H256V154H258V155H256L257 157H258V159L259 158H262L263 156H260V152H259V150H261V148H259V147H257V148H255L254 147V145H252ZM252 146H251V148H252ZM72 147H74V148H76V150L74 149V148H72ZM109 149H111V150H109ZM132 147V148H131ZM214 147V146H213ZM5 148H7V150H11V152H7V154L5 153V152H3L2 151V149H4L5 150ZM66 148V149H65ZM68 148V149H67ZM91 148V149H90ZM176 147H174L173 149L174 150H176L175 149ZM215 149H217L216 147H214ZM251 148H249L248 147V149H249V151H250V149ZM13 149H14V151H13ZM82 149V150H81ZM127 149L130 151H127ZM215 149H214V151H215ZM253 149V150H254ZM258 149V150H257ZM68 150V151H67ZM135 150V151H134ZM213 150V149H212ZM223 149H220V151H222ZM252 150V149H251ZM252 150V151H253ZM108 151V152H107ZM111 151V152H110ZM116 151V152H115ZM126 151V152H125ZM213 151V152H214ZM219 151V152H220ZM225 151V150H224ZM249 151H247L248 153H250ZM15 152V154H12V153H14ZM79 152V153H78ZM127 152H129V153H127ZM223 152V151H222ZM228 151H226V152H224V153H226V156H228V153H227ZM243 152H246V149L243 151ZM241 153V151L239 152L240 154H245V153ZM258 152V153H257ZM5 153V154H4ZM58 153H57V155H58ZM67 153V154H66ZM106 153V154H105ZM118 154V155H116V154ZM215 153V152H214ZM221 153V152H220ZM246 154V155H244L246 158H244L243 157V155H242V157L245 159V160H248L247 159V157L249 156V154ZM70 154H72V156L70 155ZM131 154V155H130ZM213 154V153H212ZM211 154V155H212ZM216 154H217V152H216ZM222 154V153H221ZM252 154H254L253 152L250 154L251 156H252ZM105 155H108V157H106ZM114 155L116 156V157H114ZM215 155V154H214ZM220 155V154H219ZM254 155V156H255ZM67 156L69 157L70 156V158H73V159H75L74 161H76L77 159V161H76V163L73 161V160H70V161H68L67 162V160H69V159H67ZM74 156H75V158H74ZM104 156V157H103ZM221 156V157H220ZM219 157H218V154H217V158H216V155H215V160L214 161H216V159L218 160V161H216V163L217 162H219V164L218 165H220V162H221V164H223V166H222V170H223V168H225V170H224V174H222V175H224V176H226L227 177V179L229 180V184H230V186L231 187H233L234 189L232 190V191H230V192H232L231 193V195H234L233 193H236L235 194V197H236V199L234 198V201H232V205H231V202H230V205L228 204V206H230V207H232V209L230 210V212L229 213H234V211H236L235 213L238 215V214H240L241 213V209L239 210V213H238V210L237 209H239V208H242V206L243 207H245L248 203V201H249V203L251 202V200H252V198L254 199V200H256L257 202H259V205H261V203L263 204L264 203V201H262L263 199H264V193H261L260 192V185H259V181L260 182H262V174H264V172L262 173L261 171H257L259 168H262L263 166H264V157H263V159H261L262 161H260V160H257V158H255L254 156V160H255V162H254V160H253V157H250V158H252V160L253 161H251L250 159V164L252 163V162H254V163H252L250 166L251 167H249V165H248V167H249V169L251 168V171H252V173H253V170H254V172L256 173V171L258 172V174L257 175H261V179L259 178V180H257L258 182H256V180H254L255 182H253L252 183V181H249V182H245V180H246V178H247V174L248 173H250L249 171H248V173L246 174V175H244V171L242 170V168L241 167H239V166H241V164L238 166L237 164L236 165H234V166H237V167H232V165H229V164H227V163H223L225 160H227L226 159V157H225V154L224 155H220ZM102 157H103V159H102ZM106 157V158H105ZM213 157V156H212ZM223 157H224V159H223ZM105 158V159H104ZM107 158H109L110 159V161H108L109 159H107ZM112 159H114V160H112ZM214 159V158H213ZM223 161H222V160ZM98 160H99V162H98ZM101 160V161H100ZM103 160V161H102ZM133 160V161H132ZM105 161V162H104ZM107 161V162H106ZM130 161V162H129ZM257 161V162H256ZM65 162H67L66 164H65ZM70 162V163H69ZM79 164H78V163ZM114 164H113V163ZM131 162H134V163H132V165H131ZM227 162V161H226ZM69 163V164H68ZM109 163V164H108ZM112 163V164H111ZM215 163V164H216ZM257 163V164H256ZM76 164H78L77 166H76ZM256 164V165H255ZM62 165H66L65 166V168L63 167L62 168ZM109 165H111V167H113V168H111L110 169V166ZM134 165V166H133ZM162 165V164H161ZM158 166V167H162V166ZM209 165V164H208ZM210 165H214V164H210ZM217 165V164H216ZM217 165V167H220V166H218ZM225 165H227V166H225ZM229 165V166H228ZM254 165L256 166V167H254ZM260 165H261V167H260ZM263 165V166H262ZM78 166H80V167H78ZM209 166H207V169H209L208 168ZM216 166L214 165V168H215ZM227 167V168H226ZM81 168H83V169H81ZM134 168H136V167H134ZM159 168V169H160ZM205 168V167H204ZM221 168V167H220ZM258 168V169H257ZM264 168V167H263ZM80 170L79 171V173H78V170ZM113 169V170H112ZM162 169H164V168H161V170ZM206 169V170H207ZM212 168H210V170H211ZM235 169V170H234ZM244 169V168H243ZM257 169V170H256ZM65 170V171H64ZM90 170V171H89ZM110 170L111 171H113V172H110ZM160 170V171H161ZM165 170V169H164ZM209 170V171H210ZM245 170V169H244ZM256 170V171H255ZM260 170V169H259ZM84 171V172H85ZM243 171V172H242ZM263 171H264V169H263ZM61 172V173H60ZM62 172H66L67 174H63V176H62ZM96 172V173H95ZM138 172H140L142 175L144 174V173H142V172H144V171H142L141 172V170L140 171H138ZM162 172V171H161ZM165 173H167L166 172V170L164 171ZM221 172V173H222ZM226 172V173H225ZM230 172V173H229ZM247 172V171H246ZM39 173H40V175H39ZM93 173H90V174H92L93 175ZM118 173V174H117ZM137 173V172H136ZM140 173H138L139 175H140ZM156 173V172H155ZM165 173H163L162 172V175H161V173L159 172V174L163 177L164 175H165ZM243 173V174H242ZM255 173H253V176H254V174ZM83 174H86V172L85 173H83ZM82 174V175H83ZM89 174V175H90ZM153 174V173H152ZM158 174V173H157ZM158 174V175H159ZM164 174V175H163ZM242 174V175H241ZM251 174V173H250ZM51 175H52V177H51ZM58 175V177H57V179L58 178H60V181L62 182V181H65V177H66V183L68 184V186H69V188H67L65 185H63V186H65L64 188H63V186H62V184L61 183H58V182H60L59 180H57L58 182H55V179H54V177L56 178V176ZM139 175H137V176H139ZM176 175V174H175ZM174 175V176H175ZM229 175V176H228ZM234 175H238V180L236 179V177L237 176H235V177H233ZM242 176V178H243V180L241 179V176ZM243 175H244V177H243ZM252 175V174H251ZM259 175V176H260ZM60 176H62V177H60ZM70 176V177H71ZM111 176V175H110ZM113 176V177H114ZM152 176V175H151ZM155 176V175H154ZM178 176V175H177ZM177 176H175L174 178L176 179V177ZM239 176H240V179H239ZM258 176V177H259ZM22 177H24V178H22ZM140 177V176H139ZM157 178H158V176H156ZM165 177H167L166 175H165ZM180 177H182V176H180ZM184 177V176H183ZM248 177L250 178L251 176H249L248 175ZM257 176H255V177H253V178H256ZM20 178V179H19ZM49 178V179H48ZM53 178L54 180H51V179ZM122 178V177H121ZM133 178H134V176H133ZM229 178H232V180L231 179H229ZM249 178H247V179H249ZM73 179V180H74ZM80 179V180H81ZM138 179V181H137V183H136V181H134V179H133V181H131V183H130V180H132V178L130 179L129 178V181L128 180H126L125 178H122L120 181L121 182H123V180H124V182L126 181V185L128 184V186L127 187H130V188H132L133 187V190L132 189H130V190H132V193L133 194H136V195H134L133 196V194H131V195H129L128 193H130L131 191H128L127 192V189L125 188V183H124V185H122V186H124V187H122V188H124L126 191H124L123 189V191L126 193V194H128L129 196H131L132 198L130 199L129 198V196H126V195H124V196H126V198L123 196V197H121L120 196V194H121V192H120V194H119V192L118 193H116V195L118 196V194H119V196L118 197H121L120 199H121V202H122V199L123 198H125V199H127V200H123V204H124V201H127L126 203L128 204V206H130V209L132 210L133 209V214H132V211H131V217H133V219L136 217V220H133V223H134V221L136 222L137 220H139L138 222H137V224L140 226H138L136 223H134V224H132L131 226H133V227H131L130 225H127L126 223H124V224H126L127 226V228H128V230H127V228L124 230H120L121 229V227L123 228V226H121V227H118V234H119V238L120 239H127L128 238V236H130L129 237V239L133 236L132 235V233L136 236V234L137 235H139L140 234V236H143L144 238L146 237L145 235H147L148 236V234L150 233V231H151V233L153 232V230H150V229H156V231H155V229H154V231L156 232V234H158V235H160L159 234V232H162L161 230H163V231H165V229H166V226L164 227V229H163V225L161 226V224H164V225H167V224H169V226H170V229L172 228V226L174 225L173 224V222H176L175 221V217H176V212L177 213H179V211H180V209H181V207L183 206H178V211H176L175 212V210L173 209V208H170L169 209V207H168V209H167V201H170V200H167L166 199V197H165V195L163 194L164 192L163 191H159V190H161L162 188V190H167L168 191V185H167V183H166V185H167V187L165 188V186L166 185H163V184H165V182L166 181H164L163 180V182L164 183H162L161 184V182L159 183V180L157 179L156 181H158V183L159 184H161V186L160 185H157V184H155V186L157 187L158 186V192L160 193V192H162L161 194H160V196H158V197H156L157 195H159V193L157 192V191H155V192H157V193H154V191L153 190H156V187H155V189H153L154 188V186L153 185H151V186H153V190H151L150 188L149 189H147V191L148 190H151V191H148V193H147V191H145L146 190V188H144L145 190H141L140 188H142L139 184H138V182H139V180H140V178H137ZM151 179H153V181H154V179H155V177L153 178V176L151 177ZM159 179H160V176H159ZM165 179H167V178H165ZM174 179V180H175ZM177 179H179V178H177ZM183 179V178H182ZM182 179L180 178V180H176V181H180V182H182ZM184 179H186L185 177H184ZM233 179H236L237 181H235L234 183H233ZM245 179V180H244ZM250 179H252V178H250ZM249 179V180H250ZM256 179H258V178H256ZM53 181V182H51V181ZM69 180H70V178H69ZM71 180H72V177H71ZM104 180V181H103ZM161 180V179H160ZM171 180V179H170ZM174 180H173V182H174ZM195 180V179H194ZM15 183H14V182ZM16 181H17V184H19L18 182L20 181L21 183L19 184V185H21L20 187H19V185H18V189L17 188H15V186L17 187V185H16ZM24 181V182H23ZM82 181V180H81ZM86 179H85V183H86ZM152 181V180H151ZM248 181V180H247ZM49 182H51V183H49ZM74 182V181H73ZM98 182H99V184H98ZM241 182H244L245 183V185H246V183H248L249 184V186L251 187H248L247 185V187H245V189L243 188V183H241ZM252 184H251V183ZM32 183V184H31ZM47 183H48V185H47ZM83 183V182H82ZM130 183V184H129ZM172 183V182H171ZM240 183V184H239ZM255 183V184H254ZM257 183H258V185H259V187H258V185H257ZM11 184H14L13 186H10ZM61 184V185H60ZM65 184V183H64ZM80 184H81V182L79 183V186H80ZM92 184V185H91ZM141 184V183H140ZM169 184V183H168ZM201 184V183H200ZM200 184H198V185H200ZM237 184H239V187H238V185ZM252 186H251V185ZM41 185V186H40ZM42 185H43V187H42ZM46 185H47V187H46ZM74 185V188L71 190L72 191V194L71 195H73V194H77V190L78 189H80V188H82V187H86V188H91V187H88V186H86V184L85 185H83V184H81V186L82 187H79L78 189H77V186H76V184H73ZM73 185H72V187H73ZM162 185H163V187H162ZM170 186V188H171V190L172 191H174L175 190V188L177 189V188H179V190L177 189V191H174L173 193H172V191H169L171 194H173L174 195V198H175V200H176V198L177 197H179V196H183V197H180V199L181 198H183V200L184 199H188V198H185L184 196H186V195H188V193L186 194V193H184V194H186V195H182L181 193V195H178L179 194V192L180 191H182L180 188H182V187H185L186 188V186H181L180 187V185L179 184H177V185H179V187H176V186H174V187H172L171 186V184H169ZM202 185H205V184H203L202 183ZM201 185V186H202ZM242 186V188H241V186ZM140 186V187H139ZM143 186V185H142ZM235 186H237L236 187V192H235ZM261 186H262V184H261ZM12 187V188H11ZM14 187V188H13ZM22 187V188H21ZM38 187H40L43 191H44V189L45 188H47V190L43 193V191H40V192H38V190H40ZM92 187V188H93ZM119 187V186H118ZM160 187V188H159ZM162 187V188H161ZM195 187H197V186H195ZM206 187V186H205ZM205 187H204V189H205ZM44 188V189H43ZM115 188V187H114ZM113 188V189H114ZM120 189H121V185H120V187H119ZM190 188H192V187H190ZM193 188H194V186H193ZM203 188V187H202ZM15 189V190H14ZM16 189H17V191H16ZM21 189H22V191H21ZM68 189V190H67ZM110 189V188H109ZM112 189V188H111ZM120 189H117V190H119L120 191ZM134 189H136L137 191L135 192V190ZM143 189V188H142ZM189 189V188H188ZM199 189V188H198ZM247 189V190H246ZM253 189V190H252ZM15 192H14V191ZM66 190H67V193H66ZM84 190V189H83ZM117 190H115V191H117ZM170 190V189H169ZM191 190V189H190ZM193 190V189H192ZM201 190H203V189H201ZM200 190V191H201ZM244 190V191H243ZM78 191H82V189L81 190H78ZM96 191V190H95ZM103 191V190H102ZM105 191V190H104ZM114 191V190H113ZM143 191V192H142ZM144 191H145V193H144ZM166 191V192H167ZM186 192V189L184 190L183 189V192ZM194 191V190H193ZM195 191H196V189H195ZM199 190H197V192H198ZM199 191V192H200ZM203 191H205V190H203ZM76 192V193H75ZM96 192H98V194L100 193V191H96ZM95 192V198L97 197V199L99 198V200L101 199L100 198V196L99 195H96L97 193ZM105 192H109V190H107V191H105ZM105 192H102L103 194H105ZM135 192V193H134ZM178 192V193H177ZM40 193V194H39ZM79 193L80 192H78V194L77 195H79ZM83 193V192H82ZM111 193H112V190H111ZM114 193V192H113ZM112 193V194H113ZM202 193V192H201ZM200 193V194H201ZM203 193H205V192H203ZM202 193V194H203ZM31 194V195H30ZM108 194H110V192L108 193ZM108 194H105L106 196H107V198H106V196L104 197L103 196V200L101 201L100 200V202H102V205L104 206V207H106V208H108V210L110 211V209H112V208H114V207H116V209H117V205L118 204H116L118 201H116V203L114 202V200H112V198L111 197H113V195L112 194H110V195H108ZM123 194V193H122ZM147 194V195H146ZM162 194L164 195V197L165 198H163L162 197V200L159 198V197H161L162 196ZM170 194V195H171ZM175 194H176V196H175ZM209 194V193H208ZM207 194V191H206V195L207 196H209V197H211L212 198V196H210V194L208 195ZM256 194V195H255ZM81 195V194H80ZM149 195V196H148ZM151 195V196H150ZM156 195V196H155ZM169 195V196H170ZM178 195V196H177ZM189 195H192V194H189ZM205 195V194H204ZM206 195H205V199H206ZM222 195V194H221ZM225 195V194H224ZM108 196H111V197H108ZM115 196V195H114ZM138 196V197H137ZM154 196V197H153ZM166 196H168V194L166 193ZM169 196H168V199H169ZM118 197H116L117 199H118ZM134 197V198H133ZM140 197H141V199H140ZM153 197V198H152ZM192 197H193V195H192ZM191 197V198H192ZM222 196H220V198H221ZM225 197V196H224ZM224 197H222V198H224ZM233 197V196H232ZM80 198V197H79ZM78 198V199H79ZM106 198V200H104ZM114 199H115V197H113ZM145 198V199H144ZM155 198L157 199V200H155ZM170 198H172L173 199V197L171 196ZM191 198H189V199H191ZM194 199H195V201H197L198 202V205H201L202 204V202L204 201L205 203H203V204H206V202L207 201H209V200H206L205 201V199H201V198H204V197H198V200H196V198H195V195H194V197H193ZM192 198V200H194ZM208 198V197H207ZM215 198V197H214ZM216 198H219L218 196H216ZM215 198V199H216ZM219 198V199H220ZM258 198V199H257ZM262 198V199H261ZM68 199V200H67ZM71 199V200H70ZM116 199V200H117ZM151 201H150V200ZM154 199V201H152ZM158 199L160 200V201H158ZM178 199V198H177ZM199 199H201L202 201H201V203L199 202ZM210 199V198H209ZM219 199H217V200H215V204H214V206H213V204H212V206H209V208L207 207V211L209 210H211V207H212V210L215 208V209H219V208H223L222 210H227L228 209V206H226L225 204H227L228 203V201L226 200L227 199V197L225 198V200H221L220 199V201H218ZM251 199V200H250ZM98 200V201H99ZM129 200H131V201H129ZM174 200V199H173ZM182 200V199H181ZM191 200V201H192ZM211 200V199H210ZM74 201V202H73ZM156 201H157V203L159 202L161 205H159L160 206V208H159V206H156V205H158V204H156ZM166 201V202H165ZM224 201H227V202H224ZM235 201H236V203H235ZM10 202V203H9ZM114 202V205H116V206H114V205H112V203ZM134 202V203H133ZM149 202H151L153 205V207L152 206H150V204H148ZM162 202V203H161ZM163 202L165 203V205L164 206H166V207H164L163 208ZM176 202V201H175ZM184 202H190V200L189 201H187V200H184ZM193 202V201H192ZM210 202H212V201H210ZM217 202V203H216ZM119 203V202H118ZM125 203V205H127ZM200 203V204H199ZM213 203V202H212ZM233 203H234V205H233ZM238 203V204H237ZM59 204V205H58ZM60 204H61V206H60ZM120 204V203H119ZM135 204V205H134ZM156 204V205H155ZM196 204V203H195ZM208 204V203H207ZM221 204V205H220ZM246 204V205H245ZM14 205V206H13ZM121 205V204H120ZM131 205H132V207H131ZM211 205V204H210ZM64 206V205H63ZM111 206H113V207H111ZM158 207V208H156V207ZM169 206V205H168ZM176 206V205H175ZM226 206V207H225ZM237 206V207H236ZM261 206H263L264 207V204L263 205H261ZM29 207V208H28ZM80 208H81V206H79ZM138 209H137V208ZM152 207V208H151ZM155 207V208H154ZM161 207H162V209H161ZM172 207V206H171ZM224 207H225V209H224ZM235 207V208H234ZM25 208H27V209H25ZM151 208V209H150ZM158 209L157 211H158V213L159 212H161L160 214H159V216H158V213H156L157 211L156 210H153V211H151L150 212V210H152V209ZM4 211H3V210ZM82 209H83V207H82ZM115 209V208H114ZM114 209L112 210V211H114ZM115 209V210H116ZM134 209L136 210V212L134 211ZM141 209V210H140ZM146 209V210H145ZM163 210V211H161V210ZM165 209V210H164ZM167 209V210H166ZM172 209L174 210V211H172ZM177 209V208H176ZM214 209V210H215ZM217 209V210H218ZM6 210V211H5ZM29 210V211H28ZM62 210V209H61ZM61 210H58V211H60L61 212ZM144 210V211H143ZM182 210V209H181ZM214 210L213 211H210V214L212 215H214V214H216V213H214ZM217 210H215V211H217ZM81 211H84V209L83 210H81ZM80 211V212H81ZM147 211H149L150 213H148ZM165 211H167V212H165ZM168 211H170L169 212V216H170V218H171V220L173 221V222H171L172 224H170V222H164V220H167V221H169V217L167 218V216L166 217H164L163 218V215H162V213L163 214H165V213H168ZM184 210H182V212H183ZM219 211V210H218ZM221 211V210H220ZM232 211V212H231ZM5 213V216H4V213ZM72 212V213H71ZM81 214V216L80 217H82L83 219H85V220H87L86 219V217L88 216V219H89V217H91L90 219H91V221H90V219H89V222L88 221H83V220H81L82 218H80L79 217V215L77 214ZM97 212V211H96ZM135 212V213H134ZM144 212V213H143ZM146 212V213H145ZM175 212V213H174ZM227 212H228V210H227ZM58 213V214H57ZM88 213V214H87ZM95 214L94 216L92 215V214ZM139 213V214H138ZM141 213H143V214H145V218H144V215L143 214H141ZM171 213V214H170ZM173 213L175 214L174 215V219H173ZM9 214V215H8ZM28 214H29V216H28ZM72 214V215H71ZM74 214V215H73ZM154 214H156V215H154ZM208 214H209V212H208ZM209 214V215H210ZM236 214H233V216H232V214H231V216L234 218H232L234 221H235V217L237 216ZM33 215V216H32ZM87 215V216H86ZM92 215V216H91ZM133 215V216H132ZM136 215V216H135ZM141 215V216H140ZM146 215H150V216H146ZM165 215H168V214H165ZM35 216V218L37 219V220H39V221H37L35 218L33 219V217ZM78 216V218H76ZM143 216V217H142ZM156 216H158V219H160V221L158 220V219H156L157 217ZM160 216H162V217H160ZM3 217H4V221L2 222V219H3ZM27 217H28V219H27ZM37 217H39V218H37ZM57 217H58V219H60V220H58L57 219ZM92 217H93V222H92ZM130 217V218H131ZM138 217H141V219H138ZM151 217V218H150ZM238 217V216H237ZM249 217H250V215H249ZM254 217H255V219H254ZM67 218V219H66ZM142 218H144V219H142ZM147 218V219H146ZM164 220H163V219ZM256 218H257V222H258V219H260L258 216L256 217V216H253V218H252V220H250V222H255V223H253V224H256V225H253L254 226V229H255V231H257V232H255V233H259V234H256V236H257V238L260 240V242H262V241H264V216H262V220L260 219L259 220V222L261 221V222H263V224L262 223H259V225L257 224V222H256ZM23 219V220H22ZM27 220L26 222L28 223L29 221L32 223H30V225H29V223L26 225V222L24 221V220ZM62 219V220H61ZM79 219H80V222H79ZM126 219V218H125ZM251 219V218H250ZM149 220V221H148ZM162 220H163V222H162ZM170 220V221H171ZM176 220H179V218L177 219L176 218ZM233 220H231L232 222H233ZM255 220V221H254ZM35 221H37L38 223L36 224V222ZM67 221V222H66ZM77 221V222H76ZM99 221V222H98ZM121 221H124V220H122L121 219ZM120 221V222H121ZM146 221V222H145ZM154 221V222H153ZM22 222H24V224L22 225L21 223ZM41 224H40V223ZM88 222V223H87ZM124 222H127L126 220L124 221ZM159 222H160V224H159ZM178 222V221H177ZM176 222V223H177ZM14 223H15V225H14ZM43 223V224H42ZM91 223V224H90ZM98 223V224H97ZM151 223H153L152 224V226H150L151 225ZM2 224V225H1ZM21 224V225H20ZM95 224H97V225H95ZM119 225H120V223H118ZM123 224V223H122ZM129 224H131V222H129ZM137 225V226H135L134 227V225ZM158 224V227L161 229V227H162V229L160 230V229H158V227L156 228V225ZM262 224V225H261ZM41 225V226H40ZM43 225V226H42ZM21 228H20V227ZM24 226V227H23ZM131 228H130V227ZM145 226V227H144ZM150 226V227H149ZM168 226V225H167ZM169 226L167 227V229L169 228ZM256 226H258V227H256ZM27 227H29V228H27ZM33 227V228H32ZM137 227V228H136ZM256 227V228H255ZM30 228H31V230H30ZM120 228V229H119ZM134 228V229H133ZM142 228V229H141ZM146 228V229H145ZM29 229V230H28ZM100 229V228H99ZM129 229H132V230H130L129 231ZM150 230V231H148V233L146 234L145 233V231L146 230ZM166 229V230H167ZM93 230V231H92ZM120 230V231H119ZM141 230V231H140ZM28 231V232H27ZM122 231V232H121ZM132 231V232H131ZM144 231V232H143ZM171 231V230H170ZM169 231V232H170ZM140 232V233H139ZM136 233V234H135ZM142 233H143V235H142ZM150 233V234H151ZM155 233H152L151 235H154ZM155 234V235H156ZM154 235V236H155ZM127 236V237H126ZM153 236V237H154ZM157 236V235H156ZM155 236V237H156ZM259 236V237H258ZM88 239H86V238ZM125 237V238H124ZM134 237V236H133ZM143 237H141L143 240H144V238ZM260 237H261V239H260ZM24 238H25V240H24ZM90 238V239H89ZM139 238V237H138ZM146 238H148V237H146ZM263 238V239H262ZM17 239H18V241H20V239H21V241L22 242H18L17 243ZM149 239V238H148ZM148 239H147V241H148ZM146 240V239H145ZM144 240V241H145ZM146 241V242H147ZM149 241H151V242H149ZM149 241L146 243L149 247H151L153 244L154 245H156V242L155 241H153V239H149ZM154 243H153V242ZM16 244V245H14V244ZM22 243V244H21ZM94 243V244H93ZM153 243V244H152ZM91 244H93L94 246H92ZM97 246H96V245ZM264 244V243H263ZM13 245L16 247L15 249H12V248H14L13 247ZM91 245V246H90ZM151 245V246H150ZM11 246H12V248H11ZM18 246V247H17ZM91 247H97L96 249H94V253H93V250H92V248ZM16 249H18V250H16ZM99 249V250H98ZM102 249V250H101ZM104 249V250H103ZM13 250V251H12ZM12 251V252H11ZM100 251H101V253H100ZM103 251H106V252H104V253H102ZM16 252V253H15ZM96 252H97V254H96ZM110 252V253H109ZM113 252V253H112ZM15 253V254H14ZM109 253V254H108ZM101 256V257H100ZM102 258H104L103 260H102ZM137 258V259H136ZM132 257L131 258V260H133V261H131L130 262V260L129 261H127L129 264L131 263V264H133V262H135V264H141V260L140 259H138V257ZM134 260H136V261H134ZM105 261V262H104ZM137 262V263H136ZM115 264V263H114ZM116 264H124V262H121V261H119V263L118 262H116ZM125 264H127L126 262H125Z\"/></svg>",
    "mask_w": 264,
    "mask_h": 264
},
{
    "label": "snow or ice",
    "instance_id": "3",
    "mask_svg": "<svg viewBox=\"0 0 264 264\" xmlns=\"http://www.w3.org/2000/svg\"><path fill=\"white\" fill-rule=\"evenodd\" d=\"M262 15H264V13H262ZM24 85L23 84H21V87H23Z\"/></svg>",
    "mask_w": 264,
    "mask_h": 264
}]
</instances>
